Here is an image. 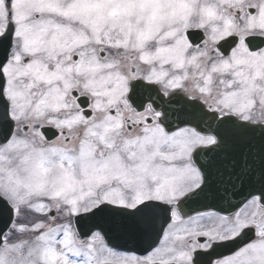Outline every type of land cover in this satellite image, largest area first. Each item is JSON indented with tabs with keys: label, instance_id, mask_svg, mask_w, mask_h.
<instances>
[{
	"label": "snow or ice",
	"instance_id": "1",
	"mask_svg": "<svg viewBox=\"0 0 264 264\" xmlns=\"http://www.w3.org/2000/svg\"><path fill=\"white\" fill-rule=\"evenodd\" d=\"M0 264H264V0H0Z\"/></svg>",
	"mask_w": 264,
	"mask_h": 264
}]
</instances>
